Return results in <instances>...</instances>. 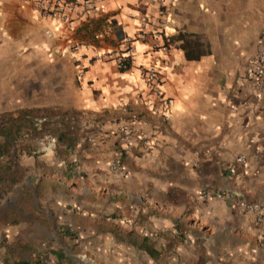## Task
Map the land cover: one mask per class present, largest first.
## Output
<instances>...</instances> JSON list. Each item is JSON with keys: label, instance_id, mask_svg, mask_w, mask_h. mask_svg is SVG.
I'll list each match as a JSON object with an SVG mask.
<instances>
[{"label": "crops", "instance_id": "crops-1", "mask_svg": "<svg viewBox=\"0 0 264 264\" xmlns=\"http://www.w3.org/2000/svg\"><path fill=\"white\" fill-rule=\"evenodd\" d=\"M156 10L104 0L67 29L0 0V118L27 113L20 130L53 134L30 154L0 137V264H264V219L243 206L264 207V91L247 76L264 0H174L166 37L134 42L128 69L93 59ZM148 66L165 107L139 77ZM132 115L146 151L119 139Z\"/></svg>", "mask_w": 264, "mask_h": 264}, {"label": "built area", "instance_id": "built-area-1", "mask_svg": "<svg viewBox=\"0 0 264 264\" xmlns=\"http://www.w3.org/2000/svg\"><path fill=\"white\" fill-rule=\"evenodd\" d=\"M31 4L36 14L45 19L55 21L62 24L67 29L73 27L72 17L75 15L86 16L90 14L100 1L104 0H22ZM174 0H156L157 2V16H141L138 19V29L134 36H124L116 51H104L93 57L94 60L108 58L110 54L114 60L115 66L118 70L128 69L133 65L134 54V42L143 43L146 39L157 40V38L164 39L165 28L168 22V5L169 2ZM44 33L49 36L50 32L45 30ZM80 45L78 41H72L68 45V51L74 52ZM162 54L167 52V44L163 41L156 46ZM81 72H79V75ZM165 75V74H164ZM163 75V76H164ZM247 76L254 82L255 91L257 94H261L264 91V48L259 49L253 57V63L247 70ZM140 79L150 85L154 96L158 97L160 104L165 107L167 101L162 96L160 85V78L162 74L156 69L155 66L139 67ZM150 108V107H149ZM155 111L154 107L150 108ZM165 118V116H164ZM141 119L138 116L132 115L129 120L120 124L117 128V133L121 142L125 145H132L133 143H139L143 150H148L153 142L148 136L138 128ZM239 161H242L241 157H238ZM113 166L122 173L121 166L117 162L112 163ZM244 208L251 211L255 215V221L260 222L264 219V207L257 202H246ZM264 242V240H263ZM24 264H32L25 262ZM44 264V263H39Z\"/></svg>", "mask_w": 264, "mask_h": 264}, {"label": "rangeland", "instance_id": "rangeland-1", "mask_svg": "<svg viewBox=\"0 0 264 264\" xmlns=\"http://www.w3.org/2000/svg\"><path fill=\"white\" fill-rule=\"evenodd\" d=\"M53 126L56 127V125H53ZM83 132H86V129H83ZM10 133H11L13 138L18 139L21 143H24L25 140H27L28 143H31L30 146L26 147L29 150L28 151L29 154L31 153V151L40 152L42 150V148L44 146H46L47 142H51L50 136L53 135L49 129H48V131H46V130L44 131V135H34V134H32L31 131H27V130L26 131L25 130H19L18 132H15V131H13V128L10 130ZM0 137H2V135H0ZM22 148L24 149V147H22ZM50 150L55 151V153L58 155H63L61 148H60V145H58L57 142L53 143V147L50 148Z\"/></svg>", "mask_w": 264, "mask_h": 264}, {"label": "trees", "instance_id": "trees-1", "mask_svg": "<svg viewBox=\"0 0 264 264\" xmlns=\"http://www.w3.org/2000/svg\"><path fill=\"white\" fill-rule=\"evenodd\" d=\"M27 113H23L20 116L18 115L15 118H9L5 116L0 118V135H2L5 138H12V135L10 133V130L13 128V131L18 132L21 127L24 126H31L32 121H31V116L29 118H26ZM29 115V114H28ZM6 123L3 125V123ZM8 122V123H7Z\"/></svg>", "mask_w": 264, "mask_h": 264}]
</instances>
